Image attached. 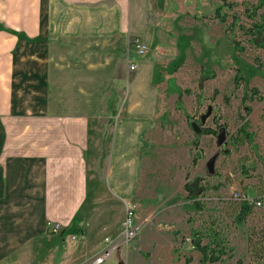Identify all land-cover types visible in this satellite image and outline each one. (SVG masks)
<instances>
[{"label":"crops","instance_id":"1","mask_svg":"<svg viewBox=\"0 0 264 264\" xmlns=\"http://www.w3.org/2000/svg\"><path fill=\"white\" fill-rule=\"evenodd\" d=\"M172 16L161 0H0V264L84 256L107 123L104 190L132 205L152 142L186 109Z\"/></svg>","mask_w":264,"mask_h":264},{"label":"rangeland","instance_id":"2","mask_svg":"<svg viewBox=\"0 0 264 264\" xmlns=\"http://www.w3.org/2000/svg\"><path fill=\"white\" fill-rule=\"evenodd\" d=\"M161 1L166 14H173L169 37L177 38L180 50L186 51L181 53L186 109L170 112L171 126L151 144L131 202L140 232L104 264H212L203 262L192 247L193 231L202 237V245L223 253L213 264H264V210L254 204L252 213L240 221L241 203L233 197L238 192L264 201V49L241 29L260 22L264 10L251 19L258 0ZM220 6L225 23L216 17ZM235 15L238 21L232 29ZM237 75L242 79L235 84ZM246 84L256 93L249 92L244 102ZM191 122L217 134L224 129L225 150L218 136L196 137ZM109 127H99L101 149L94 152L100 165L98 177L92 179L97 186L91 189L93 220L79 242L84 256L79 253L77 259L73 251L65 257L60 249L46 264H93L105 240H117L123 232L127 207L104 190ZM214 155L218 158L210 175L206 163ZM188 183L191 194L185 189Z\"/></svg>","mask_w":264,"mask_h":264},{"label":"trees","instance_id":"3","mask_svg":"<svg viewBox=\"0 0 264 264\" xmlns=\"http://www.w3.org/2000/svg\"><path fill=\"white\" fill-rule=\"evenodd\" d=\"M224 3H226V0H223ZM230 8H232V6H230ZM224 9L223 6H220L217 11H216V17L220 18V22L225 23V18L226 16L221 14V11ZM260 10H264V0H258L257 5L253 8L252 12L250 13V18L254 19L255 17L258 16V12ZM260 18V22H254L250 29H245L244 27H241V29L243 31L246 32V34L251 36V41L259 48L264 49V13L261 14L259 16ZM234 23L232 25V29L237 25V17L236 15L234 16ZM262 37L261 40H259L258 38ZM237 45H236V49H237ZM242 78L239 77L237 75V77L235 78V84H237ZM253 92L256 93V89H250L248 87V85L246 84L244 86V97H243V101L246 102L247 100H249V96L248 93L249 92ZM192 123V122H191ZM193 124V123H192ZM196 124V123H194ZM200 134L195 133L196 137H201V136H218L219 134H217L216 130H213L211 128L208 129H201ZM220 131L222 130V128L219 129ZM219 131V133H220ZM225 131V130H224ZM194 163H196V158H194ZM185 189L188 193L191 194V188L189 183L186 184ZM241 203V210H240V221H244L251 213H252V209L254 207L253 203H248L247 201H239ZM197 209L199 207L195 206ZM192 238L190 240L192 247L194 248V250L198 251L201 255H202V261L203 262H208V263H216L218 261H220L221 256H222V252L220 249H213L210 248L209 245H202V237L199 235V233L197 232H192ZM185 242V240L183 241ZM188 263V262H187Z\"/></svg>","mask_w":264,"mask_h":264},{"label":"built area","instance_id":"4","mask_svg":"<svg viewBox=\"0 0 264 264\" xmlns=\"http://www.w3.org/2000/svg\"><path fill=\"white\" fill-rule=\"evenodd\" d=\"M132 47V55L135 57L143 58L147 55L149 49L139 40H134L131 44ZM130 71L135 69L134 65H130ZM233 197L237 201H247L248 203H253L256 206L260 207L264 210V201L249 199V197L245 194H241L235 192ZM52 231L54 233L60 232V226H54ZM140 232V225L136 222V214L131 206L126 208V217L123 223V232L121 236L117 240H111L110 238L106 239V248L98 255L94 260L93 264H104L107 260H109L118 249H120L123 245H128L131 241H133L138 233ZM75 239V237H73Z\"/></svg>","mask_w":264,"mask_h":264},{"label":"water","instance_id":"5","mask_svg":"<svg viewBox=\"0 0 264 264\" xmlns=\"http://www.w3.org/2000/svg\"><path fill=\"white\" fill-rule=\"evenodd\" d=\"M202 124L205 123V118L203 117L202 118ZM192 128L193 130L195 131V133L197 134H200L201 130L197 128L196 124H192ZM218 144H223L224 140H225V132H224V129H222L218 135ZM223 149L225 150V145L223 144ZM217 158L218 156L217 155H214L213 157H211L207 163H206V167H207V170H208V173L210 175H212L215 171V165H216V161H217Z\"/></svg>","mask_w":264,"mask_h":264}]
</instances>
